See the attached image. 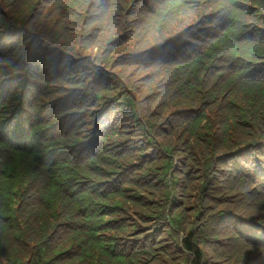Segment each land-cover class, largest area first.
<instances>
[{
  "label": "trees",
  "instance_id": "1",
  "mask_svg": "<svg viewBox=\"0 0 264 264\" xmlns=\"http://www.w3.org/2000/svg\"><path fill=\"white\" fill-rule=\"evenodd\" d=\"M0 264H264V0H0Z\"/></svg>",
  "mask_w": 264,
  "mask_h": 264
}]
</instances>
